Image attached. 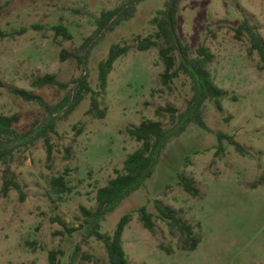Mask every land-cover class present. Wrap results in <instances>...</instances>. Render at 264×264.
<instances>
[{
  "label": "rangeland",
  "instance_id": "obj_1",
  "mask_svg": "<svg viewBox=\"0 0 264 264\" xmlns=\"http://www.w3.org/2000/svg\"><path fill=\"white\" fill-rule=\"evenodd\" d=\"M122 0H0V114H20V130L44 120L46 110L16 95L24 88L58 103L65 91L51 86L34 87L35 75L54 73L70 81L82 74L73 57L61 61L63 48L76 52L96 29L103 10ZM165 0H146L133 18L123 22L95 46L90 56L89 80L98 86V64L118 42L132 44L138 36L156 30L152 19ZM248 18L264 38V0H183L177 19L180 38L196 54L204 44L214 54L209 68L215 82L228 91L223 109L208 101L204 118L210 131L195 123L164 150L156 172L147 184L132 193L102 222V231L113 233L119 220L130 213L124 247L133 264H264V69L257 52L250 53L247 36L236 29ZM63 24L73 34L68 40L56 35ZM165 66L159 48H132L120 57L101 97L105 118L87 114L90 96L58 122L52 135L54 154L48 158L43 139L16 154L12 168L23 185L20 192L1 191L5 165L0 161V264H48L49 252L62 249V264L75 247L93 259L89 264H110L105 245L95 237L83 241L80 207L96 205L97 190L123 170L128 155L140 142L128 128L144 119L163 120L156 109L170 103L180 111L193 91L182 75L170 87L161 80ZM77 127H74V126ZM233 135L245 149L239 152L218 133ZM193 178L200 190L192 195L180 183L179 174ZM63 176L67 189L60 192L54 179ZM173 206L192 224L201 241L193 251L182 249L181 235L160 217L155 201ZM153 213L155 228L145 227L140 208ZM62 232V233H61ZM163 246V247H162ZM165 248V249H164ZM170 250V251H168Z\"/></svg>",
  "mask_w": 264,
  "mask_h": 264
},
{
  "label": "trees",
  "instance_id": "obj_2",
  "mask_svg": "<svg viewBox=\"0 0 264 264\" xmlns=\"http://www.w3.org/2000/svg\"><path fill=\"white\" fill-rule=\"evenodd\" d=\"M144 1L146 0H122V3L117 7L103 10L100 17L96 18L95 31L85 38L76 52H70L65 48L61 50V61L70 57L77 60L82 69V74L79 77L70 81L60 80L54 73L33 77L31 83L34 87L51 86L66 92L63 99L58 103H50L42 95L24 88L13 90L16 95L24 100L36 102L42 106L47 112L44 120H37L32 123L30 128L20 130L18 128L21 121L20 114H0V161L6 167L1 191L4 195H8L10 191L17 190L20 192V199L23 201L26 194L16 171L12 168L16 154L34 146L38 140L43 139L48 158H52L55 151L52 135L58 134V122L73 113L87 96H90V107L87 114L105 118L107 108L102 107L101 97L107 92L109 77L116 61L128 54L132 48L140 51L153 47L159 48L160 58L165 66L161 75V80L165 86L170 87L182 75L190 79L193 94L183 111L170 103L156 109L158 116L168 118L167 124L163 120L144 119L140 124L128 128L129 134L141 144L128 155L123 170L97 190L96 205L93 208L80 207L82 220L79 226L68 227L62 218H57L70 234L85 229L83 241L95 237L103 242L110 264H133L127 256L123 239L125 229L132 220V215L130 213L123 215L113 233L103 232L102 222L127 197L144 187L153 177L164 150L174 138L181 136L192 123L207 131L211 130L204 118L206 103L208 101L214 102L219 109H223V100L228 95V91L215 82L210 71L209 66L214 60V54L210 48L201 44L197 47L196 54L193 55L190 44L184 42L177 32V19L183 0H165V7L159 10L152 19V24L156 27L153 33L147 36L138 35L132 44L126 41L112 44L107 56L101 59L98 64L97 89L92 87L89 80L88 64L93 49L107 33L114 31L117 26L133 18L139 4ZM54 29L56 35H61L68 40L73 39V34L67 26L58 24L54 26ZM236 32L240 37H248L250 53H258L262 61L261 68L264 69V38L257 26L245 18ZM218 139L221 142V150L223 149L222 141L227 139L239 152L245 153L244 146L233 135L219 132ZM179 180L190 194L195 196L200 194L193 178L181 173ZM54 185L60 192H65L67 189L63 176L55 178ZM155 205L160 217L168 221L172 228L179 231L182 249L186 251L195 250L201 239L196 234L194 226L184 220L173 206L165 204L161 200H156ZM140 215L145 227L153 231L155 228L153 213L149 212L146 206H142ZM64 256V250L52 249L49 252L48 264H62V257ZM92 259V255L83 251L81 243H78L69 261L65 264H89Z\"/></svg>",
  "mask_w": 264,
  "mask_h": 264
}]
</instances>
